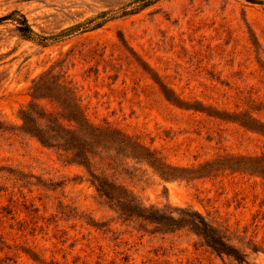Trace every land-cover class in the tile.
<instances>
[{"label": "rangeland", "instance_id": "rangeland-1", "mask_svg": "<svg viewBox=\"0 0 264 264\" xmlns=\"http://www.w3.org/2000/svg\"><path fill=\"white\" fill-rule=\"evenodd\" d=\"M133 2L0 0L50 37L0 20V264H264V0ZM70 98L115 132L87 167L23 128ZM92 175L165 219L123 215Z\"/></svg>", "mask_w": 264, "mask_h": 264}, {"label": "trees", "instance_id": "trees-1", "mask_svg": "<svg viewBox=\"0 0 264 264\" xmlns=\"http://www.w3.org/2000/svg\"><path fill=\"white\" fill-rule=\"evenodd\" d=\"M159 0H134L133 3L137 5L129 12L135 13ZM122 14H127L124 12ZM0 20H7L13 22L18 33L27 39H37L41 42L50 37H45L35 33L25 16L17 10H13ZM102 22L95 23L93 27H99ZM89 25L86 23L69 28L72 30H88ZM39 88V87H38ZM70 95L67 97L69 98ZM67 100V99H66ZM65 106L63 110L67 114H61L58 118L52 117L49 113H39L33 110L32 106L22 111L23 128L26 132L31 133L38 141L49 147L63 148L70 151L78 164L87 167L90 162L93 146L97 143V139L102 136L111 137L115 132L110 129L99 128L88 121L83 111L81 110L77 100L71 98L63 101ZM35 115V116H33ZM62 121H59V120ZM66 122V123H63ZM42 122L45 125L42 126ZM246 125V124H243ZM117 134V133H116ZM156 160V159H155ZM154 159L150 163L154 164ZM259 166L260 160L254 159ZM95 188L97 192L104 196L109 201L113 202L118 210L127 217H137L144 220H151L154 222H162L165 217L155 214V211L141 206V204L128 191L118 192L119 186L99 179L92 175ZM121 188V187H120ZM169 219V218H167ZM169 220H174L170 217ZM193 229L198 231L206 243L219 253L233 255V249L224 241V239L217 235L203 220L190 221Z\"/></svg>", "mask_w": 264, "mask_h": 264}]
</instances>
